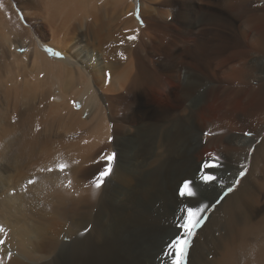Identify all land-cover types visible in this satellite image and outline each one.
Listing matches in <instances>:
<instances>
[{"label":"bare ground","instance_id":"6f19581e","mask_svg":"<svg viewBox=\"0 0 264 264\" xmlns=\"http://www.w3.org/2000/svg\"><path fill=\"white\" fill-rule=\"evenodd\" d=\"M201 148L237 164L217 188ZM233 185L204 229L264 264V0H0V264H171Z\"/></svg>","mask_w":264,"mask_h":264},{"label":"rangeland","instance_id":"374dc122","mask_svg":"<svg viewBox=\"0 0 264 264\" xmlns=\"http://www.w3.org/2000/svg\"><path fill=\"white\" fill-rule=\"evenodd\" d=\"M199 78H201V77H199ZM160 90L161 89H159V91ZM159 91H158L159 96H161L162 95V92H161L162 90L160 92ZM179 95H180V99L183 100V96H181L182 94L179 93ZM215 97L216 96H214L213 98H215ZM153 99H154V101L157 102V97L156 98L153 97ZM216 99H217V97H216ZM216 99H214V100L212 99L209 102V106H212V103H216L218 101ZM213 106H214V104H213ZM213 116L214 117H212V119H214V120H212V121H217V119H215V116H216V118H218L217 117V112L216 113H213ZM219 120L217 122H214V123H221L222 121L220 120L221 121L220 122ZM200 124H201L200 129L202 128L204 130L203 131L201 129L203 132L209 131V130H207L208 128L206 126V121L205 120H202V122L200 120ZM204 149L205 148H201L200 151L197 152L196 154L194 153L192 157H193V159L195 158L194 159L195 161L204 159V160H208V161H211V162H215L216 164L218 163V165H221L222 166V168H223L222 170L224 172L220 174V176H219L218 179L212 181L213 187L214 188L215 187L217 188L220 185H222V184L225 183V179L228 178L227 177V173L232 174L235 171V169L237 168L236 167L237 164L235 162L222 163L224 161H222V158L220 156L221 155L220 153L219 154H217V153L215 154L214 152H211V151H209V152L204 151ZM244 173L245 174L242 177L240 176L239 182L246 176V171ZM262 181L263 180L260 177V179L258 180V183H261ZM230 188H232V191H228L229 188L226 189L222 193L221 197H219V199H217L209 208L206 209L204 215L202 216L203 219L201 221V224L195 229L194 235L191 237V242H190V245H189V247L187 249V255L185 257V264H193V263L194 264H222V259L224 258L225 253L227 251V246H232V245H229V244H230V242L232 240H234V237H236L238 235V233L235 232L236 231L235 228L232 227L233 228L232 229L231 227L227 226L228 224L226 223V220L225 219L222 220V223L220 225L222 227H220V226L218 227L220 230L218 228H217V230L216 229H212L213 231L212 230H205L204 229V226L206 225V222L208 221V219L212 215V212L216 209L215 207H217L218 205H220V203L222 202V200H224L229 194L233 193L235 191V189L237 188V186L236 185H233ZM261 191H263V190H260L258 192V200H259V205L262 208V213H263L264 212V206H263L264 205V195H263L264 194V191L263 192H261ZM217 201H219V203H217ZM253 210H255V208H254V206H252L251 203L249 205L246 204V207L244 209V214H245L244 217H245V219L247 217H250L249 219H251V218L253 219V217H252V211ZM261 216H262V214L259 215L257 217V219L260 218ZM223 224H225V226ZM217 231H220V232H217ZM222 231H223V233H222ZM171 234H173V233H171ZM216 237H218V238H216ZM205 238H208V239H205ZM200 241H201V243H200ZM215 243H216L217 246L216 245L214 246ZM239 264H241V260H240Z\"/></svg>","mask_w":264,"mask_h":264},{"label":"snow or ice","instance_id":"6c2138e0","mask_svg":"<svg viewBox=\"0 0 264 264\" xmlns=\"http://www.w3.org/2000/svg\"><path fill=\"white\" fill-rule=\"evenodd\" d=\"M129 39H135L134 36L129 37ZM52 55H59V53L51 52V50H48ZM106 159L109 161L108 167H106L102 172L99 173L98 177L96 178L94 184L96 188H99L101 183L104 181V178L109 175L110 172V161L112 159L111 156L106 157ZM67 167L66 164H59L58 169L60 171H63ZM216 167L215 164L206 162L203 165L204 169H209ZM43 170V169H42ZM48 171H52L51 168L47 169ZM245 173L242 171L240 172V176L242 177ZM201 180L205 183L211 182L216 180L217 178L214 175L211 174H204L201 177ZM29 184L34 183L33 180L28 181ZM236 183H239V180L236 181ZM228 191H232V188H229ZM179 195L181 197H191L195 195V193L192 191L191 188V181L185 180L179 187ZM219 203V201H217ZM204 211V207L201 206L199 208H192L188 207L186 209V214L183 217V223L177 224V227L179 229H182V232L180 235H177L174 239L171 240L170 243L167 245V249L169 250L166 255L171 256V264H185V257L187 255V249L191 242V237L194 235L195 229L201 224V221L203 219L202 213ZM0 231H3V228L0 227ZM0 243H3V241H0Z\"/></svg>","mask_w":264,"mask_h":264}]
</instances>
